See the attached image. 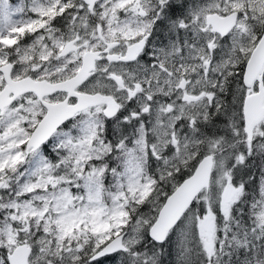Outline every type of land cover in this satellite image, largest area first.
I'll list each match as a JSON object with an SVG mask.
<instances>
[{
	"label": "snow or ice",
	"instance_id": "snow-or-ice-1",
	"mask_svg": "<svg viewBox=\"0 0 264 264\" xmlns=\"http://www.w3.org/2000/svg\"><path fill=\"white\" fill-rule=\"evenodd\" d=\"M0 264H264V0H0Z\"/></svg>",
	"mask_w": 264,
	"mask_h": 264
}]
</instances>
